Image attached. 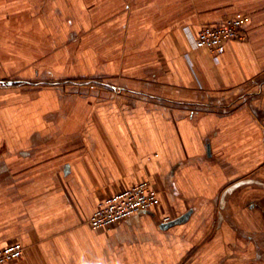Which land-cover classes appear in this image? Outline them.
Returning a JSON list of instances; mask_svg holds the SVG:
<instances>
[{
  "label": "crops",
  "instance_id": "crops-1",
  "mask_svg": "<svg viewBox=\"0 0 264 264\" xmlns=\"http://www.w3.org/2000/svg\"><path fill=\"white\" fill-rule=\"evenodd\" d=\"M243 13L217 58L191 46ZM260 172L264 0H0V247H25L7 264H243ZM143 180L159 207L92 228Z\"/></svg>",
  "mask_w": 264,
  "mask_h": 264
},
{
  "label": "built area",
  "instance_id": "built-area-1",
  "mask_svg": "<svg viewBox=\"0 0 264 264\" xmlns=\"http://www.w3.org/2000/svg\"><path fill=\"white\" fill-rule=\"evenodd\" d=\"M248 20L247 14L230 16L219 23L202 26L196 33L186 28V34L194 49H208L217 58L229 42L245 38L244 25ZM160 204L159 190L150 180H143L102 199L90 218V225L94 229L110 227L138 212L154 210ZM169 220L170 217L166 216L163 223H168ZM24 253L25 247L22 242L6 244L0 247V264L19 260Z\"/></svg>",
  "mask_w": 264,
  "mask_h": 264
},
{
  "label": "rangeland",
  "instance_id": "rangeland-1",
  "mask_svg": "<svg viewBox=\"0 0 264 264\" xmlns=\"http://www.w3.org/2000/svg\"><path fill=\"white\" fill-rule=\"evenodd\" d=\"M243 14H246V13H243ZM81 83H86V82H81ZM94 84L95 83H89L88 85L94 86ZM260 173L264 174V172H260ZM261 175H259L257 178H255V176H253V178L244 176L243 178L244 181L250 180V179L255 180L256 183L254 184L258 186V187H253V189L254 188L258 189L257 191L253 190V191H256L255 193L253 192L255 197H252V199H246L247 201L246 206L254 205L255 207V210L252 213L251 217L255 216L254 215L255 213L257 214L258 217H257V221L253 223V225L249 224L248 227L250 226L252 227H251V231L249 229L248 235L243 234L242 240L244 244H246L249 241L246 238L247 236L252 235L254 239L253 240L254 243L252 244V247H250L249 245L245 248V250H243L244 251V257L242 259L243 264H264V177H262ZM246 211L250 212L248 210ZM244 217H245V214H244ZM171 219L172 218L170 217L169 222L171 221Z\"/></svg>",
  "mask_w": 264,
  "mask_h": 264
},
{
  "label": "water",
  "instance_id": "water-1",
  "mask_svg": "<svg viewBox=\"0 0 264 264\" xmlns=\"http://www.w3.org/2000/svg\"><path fill=\"white\" fill-rule=\"evenodd\" d=\"M189 214H190V212H187L186 214H183L179 218L174 219L171 222L164 224V227H167V226H170V225H173V224H176V223H180V222L186 220L188 218Z\"/></svg>",
  "mask_w": 264,
  "mask_h": 264
}]
</instances>
